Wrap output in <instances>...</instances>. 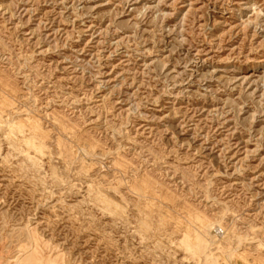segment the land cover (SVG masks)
Wrapping results in <instances>:
<instances>
[{"label": "rangeland", "instance_id": "rangeland-1", "mask_svg": "<svg viewBox=\"0 0 264 264\" xmlns=\"http://www.w3.org/2000/svg\"><path fill=\"white\" fill-rule=\"evenodd\" d=\"M1 120L0 264H264V0H0Z\"/></svg>", "mask_w": 264, "mask_h": 264}, {"label": "bare ground", "instance_id": "bare-ground-1", "mask_svg": "<svg viewBox=\"0 0 264 264\" xmlns=\"http://www.w3.org/2000/svg\"><path fill=\"white\" fill-rule=\"evenodd\" d=\"M36 119V118H35ZM9 122V121H8ZM0 123L2 124V125H7L8 127L10 126V128L12 129V131L14 130V129H16L17 127L18 128H20V129H23V123L22 122H16V123H14V124H10V122L9 123H6L5 121H0ZM35 124V123H34ZM36 125V124H35ZM38 128V127H37ZM18 138V137H17ZM117 204V203H116ZM204 218V217H203ZM202 219V218H201ZM205 220V219H204ZM207 221V220H206ZM207 223V222H206ZM203 225V224H202ZM207 229H209V228H207Z\"/></svg>", "mask_w": 264, "mask_h": 264}]
</instances>
